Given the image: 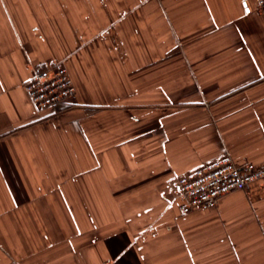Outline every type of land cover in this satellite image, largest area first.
Wrapping results in <instances>:
<instances>
[{"label": "crops", "instance_id": "crops-1", "mask_svg": "<svg viewBox=\"0 0 264 264\" xmlns=\"http://www.w3.org/2000/svg\"><path fill=\"white\" fill-rule=\"evenodd\" d=\"M57 61L76 93L40 108ZM226 153L264 165L258 0H0V264H264V177L181 211Z\"/></svg>", "mask_w": 264, "mask_h": 264}, {"label": "built area", "instance_id": "built-area-1", "mask_svg": "<svg viewBox=\"0 0 264 264\" xmlns=\"http://www.w3.org/2000/svg\"><path fill=\"white\" fill-rule=\"evenodd\" d=\"M258 4L264 11V0H258ZM26 88L33 103L40 108L55 107L73 97L77 90L68 67L59 61L46 68L37 67ZM262 177L264 165L237 163L226 153L216 161L180 175L175 192L181 200L183 214L207 211L217 207L223 195L245 189Z\"/></svg>", "mask_w": 264, "mask_h": 264}, {"label": "trees", "instance_id": "trees-1", "mask_svg": "<svg viewBox=\"0 0 264 264\" xmlns=\"http://www.w3.org/2000/svg\"><path fill=\"white\" fill-rule=\"evenodd\" d=\"M64 102H66V101H64ZM61 103H63V102H61Z\"/></svg>", "mask_w": 264, "mask_h": 264}]
</instances>
